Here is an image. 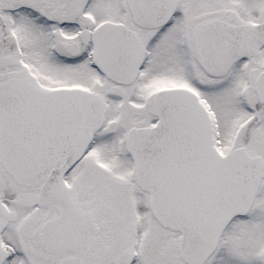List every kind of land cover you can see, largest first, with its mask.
<instances>
[{"label":"snow or ice","instance_id":"1","mask_svg":"<svg viewBox=\"0 0 264 264\" xmlns=\"http://www.w3.org/2000/svg\"><path fill=\"white\" fill-rule=\"evenodd\" d=\"M0 264H264V0H0Z\"/></svg>","mask_w":264,"mask_h":264}]
</instances>
